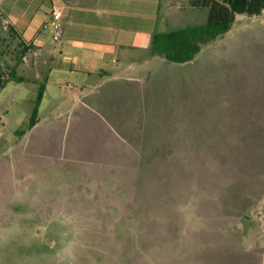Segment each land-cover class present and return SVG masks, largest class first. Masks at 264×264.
Here are the masks:
<instances>
[{
    "label": "rangeland",
    "instance_id": "1",
    "mask_svg": "<svg viewBox=\"0 0 264 264\" xmlns=\"http://www.w3.org/2000/svg\"><path fill=\"white\" fill-rule=\"evenodd\" d=\"M6 33L1 75L21 57ZM191 65L192 107L149 124L162 152L136 157L30 135L40 84L0 77V264H264V14L239 15ZM70 97L50 125L74 128Z\"/></svg>",
    "mask_w": 264,
    "mask_h": 264
},
{
    "label": "crops",
    "instance_id": "2",
    "mask_svg": "<svg viewBox=\"0 0 264 264\" xmlns=\"http://www.w3.org/2000/svg\"><path fill=\"white\" fill-rule=\"evenodd\" d=\"M55 9L62 13L59 41L44 28ZM202 11L189 0H0L2 30L30 48L14 73L45 85L30 135L74 132L96 153L162 152L146 129L152 122L169 129L187 115L198 76L195 59L175 64L154 54L153 38L197 25L190 21ZM68 95L76 103L68 113L74 128L50 125L53 107Z\"/></svg>",
    "mask_w": 264,
    "mask_h": 264
},
{
    "label": "trees",
    "instance_id": "3",
    "mask_svg": "<svg viewBox=\"0 0 264 264\" xmlns=\"http://www.w3.org/2000/svg\"><path fill=\"white\" fill-rule=\"evenodd\" d=\"M189 2L196 9L207 10L206 22L156 34L152 42L154 54L175 64H186L193 61L204 45L228 33L239 15L253 17L264 12V0H189ZM10 33H12L11 30ZM19 44L21 57H19L18 64L22 62L30 50L23 44ZM9 74L10 81L15 80L20 83L26 81L24 78L17 77L13 70ZM3 75L0 74V77L2 78ZM3 82L6 81L3 80ZM44 92L45 85L40 84L27 125L28 131L38 123L39 108ZM20 132L24 134L25 130ZM261 188L263 187L261 186Z\"/></svg>",
    "mask_w": 264,
    "mask_h": 264
},
{
    "label": "built area",
    "instance_id": "4",
    "mask_svg": "<svg viewBox=\"0 0 264 264\" xmlns=\"http://www.w3.org/2000/svg\"><path fill=\"white\" fill-rule=\"evenodd\" d=\"M61 18H62L61 11L59 9H55L53 12V19L51 21H48L44 27L45 30H48V31L53 33L54 39L56 41L60 40L59 29H60ZM2 78L4 81H7L10 78V74L6 72V73H4Z\"/></svg>",
    "mask_w": 264,
    "mask_h": 264
}]
</instances>
